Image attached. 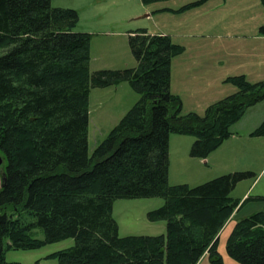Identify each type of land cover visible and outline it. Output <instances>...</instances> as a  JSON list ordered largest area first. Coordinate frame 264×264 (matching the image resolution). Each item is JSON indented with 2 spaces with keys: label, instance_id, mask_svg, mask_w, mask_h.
<instances>
[{
  "label": "trees",
  "instance_id": "trees-1",
  "mask_svg": "<svg viewBox=\"0 0 264 264\" xmlns=\"http://www.w3.org/2000/svg\"><path fill=\"white\" fill-rule=\"evenodd\" d=\"M77 20L75 10L50 0H0V264H20L6 261L7 249L67 238L71 247L48 255L59 264H198L204 257L224 264L217 243L239 203L230 192L252 172L170 185L169 137L193 135L189 155L206 158L264 100V78L226 77L232 93L203 114H183L170 91L171 59L182 47L169 35L131 31L136 65L91 71L90 35L73 31ZM123 81L139 99L89 154L90 90ZM249 135L264 137V118ZM152 197L164 202L146 217L163 221L165 232L120 236L114 201ZM225 250L241 264H264V211L236 220Z\"/></svg>",
  "mask_w": 264,
  "mask_h": 264
},
{
  "label": "rangeland",
  "instance_id": "rangeland-1",
  "mask_svg": "<svg viewBox=\"0 0 264 264\" xmlns=\"http://www.w3.org/2000/svg\"><path fill=\"white\" fill-rule=\"evenodd\" d=\"M50 1L52 7L77 12L78 20L73 31L90 35L91 71L135 66L128 46L127 33L130 31L144 28L149 34L169 35L174 44L182 47L171 59L170 91L182 97L178 95L183 114H203L208 105L206 103L230 93L229 88L219 80L221 73L244 72L248 66L259 65L256 51L252 48H262V45H253L249 38L258 35L259 27L264 25V7L260 0H160L149 3L141 0ZM148 12H152L149 17L141 18ZM3 80L5 75L0 69V81ZM139 96L127 81L90 90L89 154ZM263 118L264 100L247 108L240 119L230 126L232 134L207 155L206 163L189 155L195 140L193 135L171 133L169 137L172 183L193 186L233 171L252 172L230 192V196L239 199V203L230 216L229 224L221 230L217 243L224 264H241L227 255L225 250L233 223L254 212L264 211V137L260 139L246 135ZM4 166L2 160L0 187ZM163 202L161 197L114 201L112 214L118 224L119 235L164 233L163 221L151 222L146 217L147 211L159 207ZM37 237H43L41 230H38ZM73 244L74 239L67 238L36 249H7L5 259L20 264H59L56 258L48 255ZM198 264H210L209 259L205 257Z\"/></svg>",
  "mask_w": 264,
  "mask_h": 264
},
{
  "label": "crops",
  "instance_id": "crops-1",
  "mask_svg": "<svg viewBox=\"0 0 264 264\" xmlns=\"http://www.w3.org/2000/svg\"><path fill=\"white\" fill-rule=\"evenodd\" d=\"M151 13L148 12V13L142 15L141 18L149 17L151 15ZM130 32L127 33V39H128V35L130 34ZM249 39H250V41H252L253 45L255 43H257L259 46H260V43L262 45V48H261V46H260V48H252L254 51H256V60L259 61V65H257V66H248V68L244 72L238 71V72H235V73H226V74H222L221 73V75L219 77V80L222 82V84L226 85V87L229 88L230 93H232L235 90V88L231 84H229L227 82H224V79L226 77L233 76V75L243 74V75H245L251 81H258V80H261V79L264 78V62H263V60H264V35H261V34H258L257 35V34H255V35H252L251 38H249ZM253 56L255 58V55H253ZM89 64H90V62H89ZM135 65H136V61H135ZM230 93H228V94H230ZM223 96H225V95H223ZM211 102H213V101H210V102H208L206 104H210ZM249 132L250 131H248L246 133L247 136L249 135ZM260 139H263V137H260ZM170 142H171V138H169V147H170ZM183 153L186 154V152H183ZM206 158H202V159L200 158L199 160H202L204 163H206ZM169 160H170V154H169ZM170 179L171 178H170V165H169V169H168V181L170 182V184H175L174 182L172 183L170 181Z\"/></svg>",
  "mask_w": 264,
  "mask_h": 264
},
{
  "label": "water",
  "instance_id": "water-1",
  "mask_svg": "<svg viewBox=\"0 0 264 264\" xmlns=\"http://www.w3.org/2000/svg\"><path fill=\"white\" fill-rule=\"evenodd\" d=\"M2 164V158H1V156H0V165Z\"/></svg>",
  "mask_w": 264,
  "mask_h": 264
}]
</instances>
